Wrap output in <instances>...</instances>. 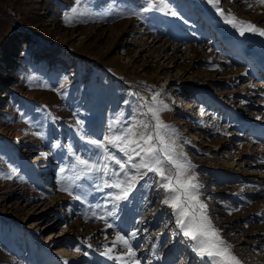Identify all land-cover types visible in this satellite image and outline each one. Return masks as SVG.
Segmentation results:
<instances>
[{
	"label": "rangeland",
	"instance_id": "374dc122",
	"mask_svg": "<svg viewBox=\"0 0 264 264\" xmlns=\"http://www.w3.org/2000/svg\"><path fill=\"white\" fill-rule=\"evenodd\" d=\"M167 3L177 16L144 12L143 0H87L65 20L75 0H0V264H209L154 173L113 216L116 190L98 188L101 174L74 179L75 156L102 157L87 141L145 119L155 93L215 227L243 264H264V36L241 35L208 0ZM219 7L264 28L257 0ZM204 95L223 104L207 108ZM118 233L134 257L114 246Z\"/></svg>",
	"mask_w": 264,
	"mask_h": 264
},
{
	"label": "snow or ice",
	"instance_id": "6c2138e0",
	"mask_svg": "<svg viewBox=\"0 0 264 264\" xmlns=\"http://www.w3.org/2000/svg\"><path fill=\"white\" fill-rule=\"evenodd\" d=\"M143 2L142 11L144 12L155 10L172 16L178 15L169 6L167 0H155V2L154 0H143ZM208 2L213 4L225 23L237 28L241 35L245 32H254L264 36V28L250 21L239 20L230 10L226 15L225 10L219 7V0H208ZM257 2L264 6V0H257ZM82 3H87V0H75L76 6L65 14V20H70L78 12V6ZM247 6L252 7V4ZM159 96V93H155L151 102L141 105L142 109H146V112L142 113L145 119L131 121L127 127L119 129H115L113 123L110 122L109 134L105 135L103 140H88L87 142L102 150V157L90 162L88 159L75 156L72 169L79 166V174L74 179H81V175L87 178L89 174H101L98 179L102 180V184L98 185V188L116 190L109 193V197L114 201L113 209L105 213V216H113L118 207L116 202L129 199L134 185L138 182L137 177L142 178L149 172L154 173L160 178L157 186L166 194L163 203L174 210L176 223L182 229L184 236L194 242V251L200 257L207 258L209 264H243L232 251L234 246L223 238L221 230L215 227L208 215V206L200 199L203 185L193 171L195 166L187 159L182 149L177 150L180 147L176 143L180 132L174 125L165 124L160 119V113L167 109V105L158 99ZM149 114L151 119H148ZM77 124L81 125V131H83L82 122L77 121ZM84 135L87 136L86 133ZM109 145L123 153L125 158L121 159L115 153L109 152ZM113 165L118 166V169ZM131 170H134V174L130 175ZM64 171V168L60 169L61 173ZM63 190L68 191L69 189ZM75 198L80 199V196ZM95 215L96 213L93 212V216ZM99 218L104 219V217ZM108 226L112 227L111 224ZM135 235L136 233L133 232L132 236ZM116 242L127 248L129 257L135 256L129 240L123 235L118 233L116 241L113 242L114 246ZM76 251L79 249L77 248ZM111 251L112 249L109 248L103 255L111 259L113 258L110 255ZM115 259L119 260L122 257H115ZM64 264L68 262L65 261ZM134 264H139V261H135Z\"/></svg>",
	"mask_w": 264,
	"mask_h": 264
},
{
	"label": "bare ground",
	"instance_id": "6f19581e",
	"mask_svg": "<svg viewBox=\"0 0 264 264\" xmlns=\"http://www.w3.org/2000/svg\"><path fill=\"white\" fill-rule=\"evenodd\" d=\"M260 71V70H259ZM260 73V72H259ZM263 75H264V70H263V73H262ZM259 75V74H258ZM260 76V75H259ZM198 100H201L202 102H204L203 104L206 106H209V107H207V108H212V107H216V105H220V104H223V102H221L218 98L216 99V97H214V96H212V98H211V96H203V97H201L200 99H198ZM220 103V104H219ZM200 104V103H199ZM202 105V104H201ZM225 105V104H224ZM190 106H193V105H190ZM198 106V105H197ZM201 107V106H200ZM192 108V107H191ZM207 108H203V110L201 111H199V115H200V117L201 116H203L204 117V115H205V113H206V111L208 110ZM214 109V108H213ZM204 111H205V113H204ZM211 112H214V110H212L211 111V109H210V111H209V113H211ZM197 113V112H196ZM203 113V114H202ZM213 113H211V115H212ZM209 115V114H208ZM207 116V115H206ZM205 118H208V117H205ZM180 119V118H179ZM176 124V123H175ZM211 201V200H210ZM215 208V207H214ZM46 222H44V223H42L41 225L44 227L43 228V230L45 229V228H47L48 226H46V224H45ZM41 226V227H42ZM41 230V229H40ZM45 238H47V235H46V237ZM46 240V239H45ZM44 240V241H45ZM48 241V240H47Z\"/></svg>",
	"mask_w": 264,
	"mask_h": 264
}]
</instances>
